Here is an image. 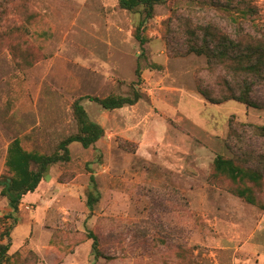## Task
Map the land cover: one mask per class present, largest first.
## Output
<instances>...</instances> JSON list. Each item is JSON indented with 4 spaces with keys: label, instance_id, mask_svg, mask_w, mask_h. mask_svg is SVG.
<instances>
[{
    "label": "rangeland",
    "instance_id": "374dc122",
    "mask_svg": "<svg viewBox=\"0 0 264 264\" xmlns=\"http://www.w3.org/2000/svg\"><path fill=\"white\" fill-rule=\"evenodd\" d=\"M250 1L251 19L264 27V0ZM201 6L206 11L194 14ZM29 7L40 16L30 67L18 66L9 48L20 37L18 15L0 17V179L9 174L13 140L52 153L77 132L72 105L80 97L105 135L88 149L71 144V161L53 165L17 212L0 193V233L11 227V253L26 245L39 264H264V209L210 179L218 155L234 156L231 121L264 125V108L205 100L198 83L217 82L206 57L174 56L167 40L181 15L222 27L227 14L207 0H166L142 47L134 37L141 16L119 0H31ZM134 88L141 99L121 109L88 98ZM92 174L100 200L90 210ZM89 232L99 237L97 260Z\"/></svg>",
    "mask_w": 264,
    "mask_h": 264
},
{
    "label": "trees",
    "instance_id": "16d2710c",
    "mask_svg": "<svg viewBox=\"0 0 264 264\" xmlns=\"http://www.w3.org/2000/svg\"><path fill=\"white\" fill-rule=\"evenodd\" d=\"M30 2L0 0V17L13 12L22 22L15 27L20 34L19 39L9 45L20 67H30L38 60L36 56L32 57L29 37L33 34L34 22L40 16L30 10ZM165 3L166 0H119L121 9L141 16L134 37L142 47L149 41L147 23L154 18L156 6ZM207 4L225 12L229 21L221 27L213 22L195 21L193 14L181 15L178 32L167 39L170 54L206 57L208 71L212 76L215 75L217 82L214 86L218 89L214 86L205 87L199 82L198 92L205 100L215 104L235 100L254 109L264 108V27L251 19L257 14L255 6L250 0H207ZM200 11H206L205 7L195 9L194 14ZM175 45L178 46L174 48ZM142 72L143 67L139 62L136 69L138 82L142 81ZM88 98L106 110H114L135 105L141 99V94L134 88L132 94L127 96ZM82 100L83 97H80L72 105L77 132L63 139L54 152L29 150L19 138L10 143L6 158L9 174L0 179V193L8 199L14 212L47 178L53 165L71 161V144L79 143L88 149L104 137V128L90 118ZM228 140L231 145L234 144V156L228 158L218 155L210 179L224 184L233 195L245 202L264 209V125L231 121ZM90 180L94 191H89L87 205L93 210L100 200V193L93 174ZM10 231L11 227H5L0 233V264H39L38 255L26 245L11 253ZM87 238L93 241L95 259L101 258L98 235L89 232ZM6 239L8 241L4 243Z\"/></svg>",
    "mask_w": 264,
    "mask_h": 264
},
{
    "label": "crops",
    "instance_id": "0c3cea01",
    "mask_svg": "<svg viewBox=\"0 0 264 264\" xmlns=\"http://www.w3.org/2000/svg\"><path fill=\"white\" fill-rule=\"evenodd\" d=\"M142 75H143V73H142ZM138 103V102H137ZM123 108V107H122ZM119 109H121V108H119ZM30 195V194H29Z\"/></svg>",
    "mask_w": 264,
    "mask_h": 264
}]
</instances>
